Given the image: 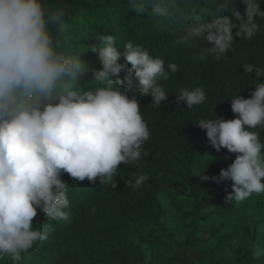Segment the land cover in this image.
Listing matches in <instances>:
<instances>
[{
  "label": "clouds",
  "instance_id": "clouds-1",
  "mask_svg": "<svg viewBox=\"0 0 264 264\" xmlns=\"http://www.w3.org/2000/svg\"><path fill=\"white\" fill-rule=\"evenodd\" d=\"M239 3L242 11L233 7L230 15L208 21L194 15V23L185 26L174 43L196 48L194 62L220 60L237 38L252 40L259 31L257 18L264 20L259 0ZM228 5L229 0H223L221 8ZM127 6L169 22L183 16L176 0H127ZM65 16L62 3L49 8L45 0H0V259L7 257L11 264H23L24 255L47 239L46 224L33 227L38 211L51 221L69 218L64 173L77 182L87 179L116 189L121 164L143 166L150 129L137 92L150 96L153 108L168 99V91L158 83L168 77L162 58L131 40L120 50L113 35H100L88 48L100 67L90 69L83 58L86 50H71L56 39V33L67 28ZM242 66L257 80L264 78V65ZM168 68L178 71L174 63ZM89 71L92 78L81 84ZM175 98L191 109L205 101L206 93L199 86L182 88ZM231 110L232 119L217 116L196 122L217 152L224 148L236 154L218 176L202 173L200 178L231 180L226 201L240 204L253 194H264V142L251 130L264 129V82L254 85L249 98L231 97ZM147 180L146 173H137L126 186L135 191ZM251 253L259 259L264 248L254 244Z\"/></svg>",
  "mask_w": 264,
  "mask_h": 264
},
{
  "label": "trees",
  "instance_id": "trees-1",
  "mask_svg": "<svg viewBox=\"0 0 264 264\" xmlns=\"http://www.w3.org/2000/svg\"><path fill=\"white\" fill-rule=\"evenodd\" d=\"M259 2L264 9V0ZM45 3L49 8L64 5L67 28L56 33V39L71 50H86L83 58L90 69L100 67L96 54L88 49L100 35H113L120 50L131 40L162 58L168 77L158 83L168 91V99L153 108L151 97L137 92L150 129V138L143 145L147 155L142 156V167L120 165L116 189L87 179L77 182L63 174L69 184V218L51 221L38 211L33 227L46 224L47 239L24 255L23 264H264V255L254 259L251 253L254 244L264 248V194H253L236 204L226 201L231 180L216 183L200 178L202 173L218 176L236 154L224 148L217 152L208 143L206 130L196 123L234 118L231 97L249 98L254 85L264 82L254 73H245L242 66L245 62L264 65V20L257 18L259 31L252 40L237 38L220 60L208 57L194 62L196 48L174 40L194 23V15H204L208 21L230 15L233 7L242 11L239 0L235 5L229 0L227 9L221 8L223 0H176L183 16L175 22L128 10L127 0ZM197 43L208 46L199 39ZM120 62L126 63L123 58ZM169 63L176 64L178 71L171 72ZM125 74L122 70L121 78ZM91 78L89 71L80 83ZM197 86L206 93L202 104L188 109L176 102L180 89ZM251 130L264 142V129ZM137 173H146L148 180L134 191L126 180ZM0 264L11 261L5 257Z\"/></svg>",
  "mask_w": 264,
  "mask_h": 264
}]
</instances>
